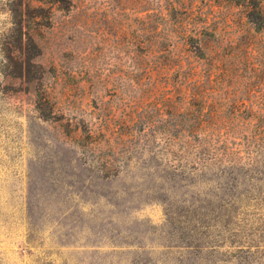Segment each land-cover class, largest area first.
Masks as SVG:
<instances>
[{
  "label": "rangeland",
  "instance_id": "1",
  "mask_svg": "<svg viewBox=\"0 0 264 264\" xmlns=\"http://www.w3.org/2000/svg\"><path fill=\"white\" fill-rule=\"evenodd\" d=\"M256 5L0 0V264H264ZM192 124L238 165L173 169Z\"/></svg>",
  "mask_w": 264,
  "mask_h": 264
},
{
  "label": "trees",
  "instance_id": "2",
  "mask_svg": "<svg viewBox=\"0 0 264 264\" xmlns=\"http://www.w3.org/2000/svg\"><path fill=\"white\" fill-rule=\"evenodd\" d=\"M261 1L263 0H256L257 3ZM246 17L256 30H259L258 23L264 22V12L259 5H256L253 10H249ZM179 128V126L174 127V129ZM229 129V126L218 124H192L184 130L182 129L186 136V140H182L180 143L182 146L181 153L185 159L184 164L182 166L173 165L172 168L187 171L192 169L196 173L205 174L212 171L220 172L224 166L233 168L238 165L236 162H228L227 164L226 160L221 159L226 152V149L223 148L227 147V141L230 138L227 131ZM177 139L180 141L181 138Z\"/></svg>",
  "mask_w": 264,
  "mask_h": 264
}]
</instances>
